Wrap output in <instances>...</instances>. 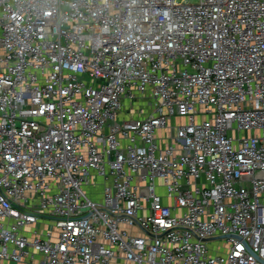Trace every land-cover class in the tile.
<instances>
[{
  "label": "built area",
  "instance_id": "obj_1",
  "mask_svg": "<svg viewBox=\"0 0 264 264\" xmlns=\"http://www.w3.org/2000/svg\"><path fill=\"white\" fill-rule=\"evenodd\" d=\"M0 264H264V0H0Z\"/></svg>",
  "mask_w": 264,
  "mask_h": 264
},
{
  "label": "rangeland",
  "instance_id": "obj_2",
  "mask_svg": "<svg viewBox=\"0 0 264 264\" xmlns=\"http://www.w3.org/2000/svg\"><path fill=\"white\" fill-rule=\"evenodd\" d=\"M179 2H182V1H191V2H196L197 0H177ZM178 123H185L184 120H180L178 118H174L172 121H171V125H173V130H172V133L175 135L177 129H176V125ZM245 133V132H244ZM165 135V130L163 129H160L159 130V136L160 137H164ZM84 189L90 194V195H93L95 196L97 194V192L99 191V187L97 186H85ZM161 193H165L166 192V188L165 187H162L160 190H159ZM226 242V239H212V240H209L208 242V245L209 247L211 248V252L212 253H215L216 252V248L217 246H220L221 249L219 250V252H224L225 250H227V247L228 245L225 244ZM215 248V249H214Z\"/></svg>",
  "mask_w": 264,
  "mask_h": 264
},
{
  "label": "water",
  "instance_id": "obj_3",
  "mask_svg": "<svg viewBox=\"0 0 264 264\" xmlns=\"http://www.w3.org/2000/svg\"><path fill=\"white\" fill-rule=\"evenodd\" d=\"M221 238V237H220Z\"/></svg>",
  "mask_w": 264,
  "mask_h": 264
}]
</instances>
